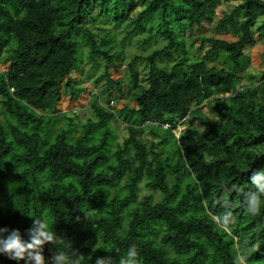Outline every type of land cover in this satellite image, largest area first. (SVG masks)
Segmentation results:
<instances>
[{"label":"trees","instance_id":"obj_1","mask_svg":"<svg viewBox=\"0 0 264 264\" xmlns=\"http://www.w3.org/2000/svg\"><path fill=\"white\" fill-rule=\"evenodd\" d=\"M223 1L0 0V228L28 239L34 218L50 221L46 261L119 264L135 245L139 264H264V206L252 215L242 196L264 167V70L248 72L245 53L264 41V0L225 5L212 29L234 40L201 36L192 56L187 37ZM133 38L152 47L112 79ZM84 49L103 70L80 121L55 108Z\"/></svg>","mask_w":264,"mask_h":264},{"label":"rangeland","instance_id":"obj_2","mask_svg":"<svg viewBox=\"0 0 264 264\" xmlns=\"http://www.w3.org/2000/svg\"><path fill=\"white\" fill-rule=\"evenodd\" d=\"M237 0H227L223 1L222 5H219L216 9L215 16L213 17V21L209 24L205 23L203 24L204 27H202L201 30L194 28L191 31H189L187 37L188 40H191L194 43V48L192 49V56H200L203 52H199L197 50V46L200 43L201 36H215L220 37L226 40H234L231 36L225 35L223 33H216L213 31L212 27L215 25L216 20L218 17L221 16V11L225 8L226 4L234 3ZM210 27V28H209ZM123 34H117L115 36V42L120 41V38ZM143 35V34H142ZM137 38H133V40L124 48L125 51V62L123 63H117L116 68L109 67V74L112 79H119L120 81H124V78L126 77L127 72V62L128 60L133 57L136 53L142 52V50H148L152 47V45H148L145 49H142L141 45H139ZM155 46H159L161 43L159 40H156L154 43H152ZM147 51V52H148ZM245 53L249 57V64L247 71L252 73H258L260 74L264 70V41L257 40L255 45L252 47H248L245 50ZM145 54V53H144ZM83 58L84 61L82 63V73L79 74L77 72H74L75 79L78 80V85L75 83H71V86L74 88V90H70L69 88L65 87V80L62 81V86L60 89V96L56 105L55 110L57 112H66L68 115L72 116V113L77 114L78 119L80 121H84L85 119V112L88 110L87 103H88V97L92 90V84L93 80L102 72L103 66L102 63H98L96 65H93L91 61L87 60L86 56V49L83 50ZM208 65H215L217 68L224 66L223 63L217 59L216 61H207ZM5 66H1L0 69H4ZM247 81L244 80L243 83H246ZM103 83V80L99 82V86ZM256 85L257 83L254 82ZM80 88H78V87ZM78 88V89H77ZM77 89V90H76ZM72 91V92H71ZM72 93H74L72 95ZM125 105V107L132 108L133 102L129 100L123 99L122 101H119L117 103V108H122ZM114 128V132L118 135V140H121L122 137L120 135L125 134L124 128L121 126L120 123L117 125H112ZM182 128V127H181ZM180 128V129H181ZM82 130L76 134V136L81 135Z\"/></svg>","mask_w":264,"mask_h":264},{"label":"clouds","instance_id":"obj_3","mask_svg":"<svg viewBox=\"0 0 264 264\" xmlns=\"http://www.w3.org/2000/svg\"><path fill=\"white\" fill-rule=\"evenodd\" d=\"M167 126V125H166ZM181 126L177 125L173 130L178 136ZM252 189L242 192L244 210L252 215L260 212L264 206V167L254 171L250 176ZM236 191H241L233 185ZM222 225H228L233 220V213L226 211L219 218ZM51 222L43 218L36 217L32 222V227L26 230L28 239H24L19 229L9 230L0 228V255H4L17 262L23 260L25 264H77L63 250H55L46 261L43 255V246L55 242V233L51 230ZM137 249L135 245L128 248L126 256L120 259L119 264H139L137 260ZM247 257L238 254L235 264H247ZM95 264H109L105 258H97Z\"/></svg>","mask_w":264,"mask_h":264}]
</instances>
